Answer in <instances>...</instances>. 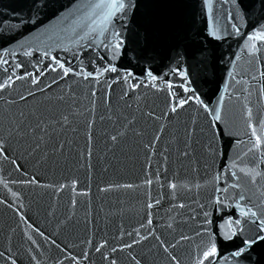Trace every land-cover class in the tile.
<instances>
[{
    "label": "water",
    "instance_id": "1",
    "mask_svg": "<svg viewBox=\"0 0 264 264\" xmlns=\"http://www.w3.org/2000/svg\"><path fill=\"white\" fill-rule=\"evenodd\" d=\"M10 76L0 91L15 101H0L5 123L21 111L73 115L61 154L29 155L16 140L4 145L0 264H135L133 256L140 264H200L213 244L218 264H264V241L224 259L264 217V0H0V83ZM180 100L188 102L171 112ZM123 117L144 135L129 131L113 146V122ZM161 124L152 154L144 144ZM186 128L192 156L178 159ZM249 209L257 217L244 216ZM233 229L243 231L228 239Z\"/></svg>",
    "mask_w": 264,
    "mask_h": 264
},
{
    "label": "snow or ice",
    "instance_id": "2",
    "mask_svg": "<svg viewBox=\"0 0 264 264\" xmlns=\"http://www.w3.org/2000/svg\"><path fill=\"white\" fill-rule=\"evenodd\" d=\"M112 8H123L124 3L121 2L119 4H112ZM107 17H105V21H107ZM119 47V45H117ZM56 64L58 65L59 68H64V65L60 63L59 61H56ZM19 67V65L17 66ZM53 71L56 69L53 68ZM112 71H115V69H111ZM71 69H64V74L67 75ZM44 73L41 72L40 76H43ZM91 73H88L87 76H85V79L88 78V76H91ZM151 75V73H149ZM180 75L182 78L187 77V73L184 72L183 70H180ZM24 77H16V79H23ZM153 80L156 79V77H152ZM12 82V77L10 76L8 78V81L0 83V91H2L5 87H10ZM32 83L37 84L39 83V77L33 75L32 77ZM171 87V85H169ZM33 93L29 92V95H32ZM20 99H26L25 96H21ZM191 99V98H189ZM0 101H3V97L0 96ZM4 103H7L9 105L15 103V101L12 100H7L3 101ZM187 100H180L175 106H173L170 111L175 113L178 108L182 107L185 103H187ZM215 118L216 120H220V113L218 111L214 110ZM73 115L71 109L67 113H60L58 117L56 118H48L45 117L44 115H38L35 111L32 112H24L21 111L19 113H13L10 114L7 117V123H5V117L3 115V105L0 104V157L3 159H8V155L6 154L7 150L5 149L4 145L10 140H16L17 143H23L27 145L26 151L29 155L33 153H42L45 158L51 154L52 156H56L57 154H61L65 148V144L67 141L61 140L60 136L63 132H65L67 129L70 128L72 121L69 119V117ZM151 116L152 114L149 113ZM104 117L102 116L101 119ZM109 120H112V115H108L107 117ZM156 120H161L164 117L163 116H155L154 117ZM249 118H251V111H249ZM120 119L119 116H117V121ZM123 119L126 121L123 124H120L118 127H116V122L114 121V134H111L109 139L112 143L113 146L118 145L121 142V139L125 136V134L129 131L133 132L136 136L142 137L144 135L143 131L138 130L134 123L133 120H129L127 117H123ZM129 125H132L131 129L129 128ZM123 129V130H121ZM72 131H75L74 128L71 129ZM164 132V125L161 124L160 127L156 130L154 135L152 136L151 140H149L148 143L144 144V148L152 153L155 154V143L160 140V134ZM253 134L255 135V129H253ZM184 141L182 147L177 149V158H185V159H190L192 156V142H191V136L192 132L189 129L184 130ZM89 141L91 140V134L88 136ZM176 135L173 133L172 134V139L169 141V145L174 144L177 141ZM260 136L256 137V144L253 145V147H257L260 144ZM168 152V149L165 148L162 152L159 153V155L162 156L164 163L166 164L169 160V155H166L165 153ZM92 156V150L91 147L89 146L88 148V157L90 158ZM11 163L16 166L17 169H19V165L16 164V160L12 159ZM150 163V160H149ZM253 182H255V179L253 178ZM28 183H37L35 178H32L28 181ZM146 183L150 184L151 180L146 181ZM63 187V186H61ZM114 187L120 188V187H126V188H132L133 185L127 184V185H115ZM169 187L174 191L178 185L176 183H172L169 185ZM105 191L111 190L109 189H104ZM240 199H244L243 194L240 195ZM156 204H159L160 201L156 200ZM74 205V202H73ZM152 204H149L148 207H152ZM179 207H184L183 204H180ZM244 216H249L251 215L252 217H257V212L251 211L249 209L248 211L243 212ZM70 219V217H69ZM253 223L258 225V231L255 236L249 237L247 239H243L241 242V246L237 248L234 252L230 254V257H226L224 259L228 258H239L244 256V254L248 251H250L254 245L264 241V217L257 218L252 221ZM152 221L149 219L148 224H151ZM235 225L240 224V220L237 219L235 222ZM142 227H144L142 225ZM168 227H171V224L168 225ZM239 230L240 232L243 231V229H233L232 235L228 237V239H232L236 231ZM34 231H39L38 229H34ZM154 230H150L146 235L140 236L139 239H133L130 243L125 242L121 250L123 248H132L134 244L140 243L142 240L148 239L152 234ZM137 236H139V231H137ZM41 236H44V234L41 232ZM129 236H132V233H128ZM46 240L48 239L47 237H44ZM157 240H159V237H156ZM187 239L186 236H181L179 240L176 241V243H180V240ZM28 240H30L33 244L36 243L35 240L32 239V237L29 235ZM53 244H55V241H52ZM106 243V242H105ZM161 245L164 244V241H160ZM59 247V245H56ZM105 246L104 243L100 244L97 248L96 251H100L101 248ZM174 245L169 244L168 247H173ZM167 251V247L164 249ZM117 251L116 247L112 248V252ZM131 255V254H129ZM218 255V250L213 244L210 249L206 250L203 254V259L200 261V264H204V260H208L209 264H218V261L215 259ZM4 257V252H0V258ZM213 259H209V258ZM11 259V257H9ZM68 258V257H65ZM107 259V257H105ZM74 260L75 257H72ZM132 259L135 261V264H140L138 260L133 256ZM173 259H175L173 257ZM11 264H16V261L14 259L11 260ZM111 264H116L115 260L111 261Z\"/></svg>",
    "mask_w": 264,
    "mask_h": 264
}]
</instances>
